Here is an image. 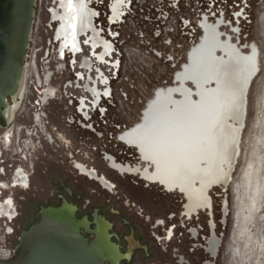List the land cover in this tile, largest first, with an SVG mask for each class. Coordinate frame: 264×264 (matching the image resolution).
Returning <instances> with one entry per match:
<instances>
[{
	"label": "rangeland",
	"instance_id": "374dc122",
	"mask_svg": "<svg viewBox=\"0 0 264 264\" xmlns=\"http://www.w3.org/2000/svg\"><path fill=\"white\" fill-rule=\"evenodd\" d=\"M162 1L168 8V22L160 20L157 16L158 10L152 9L153 7L149 4L148 11H145L147 6L143 7L145 9L138 8L135 16L127 18L118 31L120 33L119 49L122 55L125 56L122 58L121 55L119 77L111 83L112 99L102 101L103 111L107 110L105 120H113L117 122L118 126H127L121 129L118 134L139 123L143 112L153 101L158 91L175 86V83L171 82L172 79L174 80L175 75L181 72L183 66L187 64L189 54L201 42L204 35L200 27L203 20H200V32L197 33V36L201 33L200 40L193 44L184 56L190 43H186L187 46L183 48L181 47L185 37L181 34L182 31L179 30V18L189 16L192 21H195L196 12L194 13L192 9L188 10L184 0H182L183 5L178 11L172 8L174 7L173 0ZM222 1L223 3L219 0V3L226 6L228 12L224 18H221L224 20L221 35L231 36L233 44L241 49L243 54L247 52L250 45H255L258 50V70L246 92L244 123L237 142V153L229 184L224 190L212 188L208 191L207 195L211 200L212 216L207 212L210 216L207 218L209 222L213 221L214 226L217 225L216 234L221 240L215 264H250L245 260V255L250 254L252 258L253 253H251V250L247 251L245 249L242 240H238L237 231L240 216L245 211L243 207L247 199L243 181L245 172L250 163L252 166H256L257 159L264 158V145H262L264 138H261L260 133L262 132L260 128L263 126L264 115V0H246L247 2L245 0H234L237 5L238 3L242 5L239 8L233 7V11H239V13L243 11L244 16H247L245 20H235V18L230 17L232 11L229 8V2H233V0H226L228 1L227 5L224 4L226 3L225 0ZM103 2L105 3V0ZM127 3L128 1L125 5ZM52 4V0H36L23 94L18 101V106H22L24 101L26 102V96L37 95L33 88L37 72L41 74L46 71L53 75L48 87H54L57 90L56 96L46 97L52 106L55 132L58 139L53 146L52 157L55 161L54 170L57 183L64 182L73 193L72 197L67 198L66 202L75 207L76 212L91 220H93V217L104 218L109 226H112V233L119 236L118 240L113 239L111 242L120 247L121 253H128L129 243H126L124 238L134 239L139 249L134 251L131 262L122 261L120 264H175L172 257L175 253L170 255V248L167 253L163 252L161 246L167 250L166 244L161 242L159 246L152 239V234H160V227L154 228L153 221L160 219L165 222L167 214L170 217L176 215L178 218L174 223L177 225L176 240L181 241L183 244H191L189 236L194 237L191 234L192 229L199 231L202 238L208 237L206 234H211L206 216L203 214L204 212H201L198 216L186 221L180 216L182 213L180 207H176L177 203L179 205L182 203L180 195L175 194V192L167 195L161 190V187L140 181L138 179L139 175L134 177L121 175L110 168L109 165L128 164L134 166L140 163L134 148H132V151L119 144L118 141H113L114 133L117 130L116 124L115 126L110 123H107L106 126L100 124L99 127H95L98 133L96 136L90 131L76 127L75 124H67V119L72 116V113L69 111L68 97L65 95L64 86L68 83L70 73L67 72L66 61L60 62L55 58L56 54L50 43L53 27L49 24L48 12L53 7ZM217 21L218 19H214L211 23L214 22V25H216ZM232 25L234 26L233 30L231 29ZM139 26L144 28L142 32L139 31ZM231 31L234 32L230 33ZM168 38L172 41L176 40L180 47L168 46ZM172 53L181 58L175 68L166 61L168 60L167 56ZM107 62L109 63L108 66L111 67V61ZM108 66L104 64L103 70L108 72ZM187 86L191 88L189 84ZM48 90L52 92L51 89L47 88ZM92 120L100 122L97 112H95ZM102 134H106L104 136L106 138L101 137ZM103 150L117 158V161L115 162L114 159L109 158V164L104 162L102 160ZM70 151L74 156L71 160H77L78 158L82 163L95 168L99 172L108 171L110 177L116 178L115 183L118 186L121 199L125 201L128 199L137 207H124L122 201L117 199L118 196L107 194L95 183L79 177L69 162ZM122 165L119 167L120 169H124ZM260 171L264 177V162ZM262 180L261 197H263L264 192V179ZM56 189L57 193H60L58 188ZM224 203L226 205L225 215L228 213L227 216L222 212ZM55 205L56 207L60 206V201L56 200ZM135 211L140 213L141 216H137ZM260 223H257L259 232L264 238V216ZM182 226L191 228L183 230ZM161 237L162 235H160V239ZM172 241L173 244L171 243L168 246L171 249H177L180 246L179 241L174 239ZM262 243L264 250V239H262ZM263 250L260 264H264ZM200 260L202 261V258ZM185 261H188L187 258ZM193 264L198 263L194 261Z\"/></svg>",
	"mask_w": 264,
	"mask_h": 264
},
{
	"label": "bare ground",
	"instance_id": "6f19581e",
	"mask_svg": "<svg viewBox=\"0 0 264 264\" xmlns=\"http://www.w3.org/2000/svg\"><path fill=\"white\" fill-rule=\"evenodd\" d=\"M52 1L53 7L48 14L52 23L56 24L53 32L58 55L60 58L65 57L67 51L74 57L70 70H74L76 77L69 87L89 90L90 86L98 92L97 101H100L101 92L108 98L111 89L105 83L102 67L104 64L109 65L107 61H111V66L114 62L110 57L106 58L110 54L111 44L98 29L94 27L101 38L93 30L91 12L93 18L94 11L89 8V0ZM127 1L111 2V21L121 16ZM202 20L200 27L203 38L189 54L181 72L172 79L175 86L158 91L144 111L140 125L116 136L119 144L132 151V147L138 150L141 161L147 164L143 169L146 170L144 176L147 179L162 180L163 185L171 181L172 185L186 193L189 211H193V215L196 206L207 203L205 200L199 202V188L197 191L190 190L194 181L199 182L204 193L212 184H226L229 181L231 163L237 153V142L244 123L246 92L258 70V50L255 45H250L243 54L233 44L231 36L221 35L224 20L218 19L216 25L206 18ZM231 29H234L233 25ZM87 31V39L81 36L78 43V36ZM62 38L65 44L71 45L70 50L63 45ZM47 78L38 76L34 86H41L40 89L47 91V88L50 89L46 84ZM260 129L261 138H264V115ZM135 154L138 156L136 151ZM108 155L103 159L104 162L109 164V158L117 161L113 155ZM203 161L206 164L200 169L199 163ZM263 162L264 158H258L256 166L250 163L243 179L247 199L237 238L242 240L247 251L253 253L252 258L250 254L245 255V260L250 264H260L263 250L264 238L257 224L264 216V192L261 197L264 177L260 171ZM140 163L134 166L118 164L124 166L122 170L142 176L141 170L136 171ZM150 163L154 168V176L148 170Z\"/></svg>",
	"mask_w": 264,
	"mask_h": 264
},
{
	"label": "flooded vegetation",
	"instance_id": "af4514ba",
	"mask_svg": "<svg viewBox=\"0 0 264 264\" xmlns=\"http://www.w3.org/2000/svg\"><path fill=\"white\" fill-rule=\"evenodd\" d=\"M57 10L61 11L60 8ZM91 26L93 30L99 35V32L92 24V12ZM87 33L89 32L87 31L83 34L81 33L78 36V43L80 39L79 37H86ZM62 42L66 48L69 50L71 49V45L67 43L65 44L63 38ZM86 42L88 45H90L88 40H86ZM72 83H74V81L69 83L65 91L67 95L70 94V97L73 96L79 99L78 111L81 113L82 118L86 120L88 119V115L91 110L95 108L96 112H98V107L101 108V106H99L100 101H97L99 98L98 92L96 89H91L90 86L89 90L69 87ZM74 90H78L79 94ZM109 91L110 89L107 91L108 95ZM47 96H52V92H44L43 98H40L37 95L26 96L27 100L26 102L24 101L22 106H18V103L17 106L12 105L14 102L11 96H7L5 98L6 106L2 109V121L0 122V255L6 251H9L12 253L13 257L23 235L33 225L41 220L42 211L48 208H55L56 200L60 201L61 205L63 201H67V198L72 197L73 195L70 188L66 186L64 182L57 183L56 181V174L54 170L55 161L52 157V154L54 150L53 146L58 139L55 132L52 106L48 102V98H46ZM36 103H39V106H37L38 104ZM141 122L142 117L139 123L134 127H131L129 131L140 125ZM132 148H134L137 152L141 162L140 167L136 169V171L141 170L142 174V176L139 175L138 179L146 184L161 187V190L167 195H170L174 192L175 194L180 195L182 198V203H180V205L177 203L176 207H180L182 212L180 216L186 219V221H189L195 216H198L199 213L204 212L203 214L206 216L208 227L211 231L210 235L206 234L208 237L202 238L201 235H199V231L192 229L191 234L194 237L189 236V240L192 243L183 244L181 241L176 240L177 225L174 223L178 218L176 215H172L170 217L169 214H167L165 217V222L160 219L158 221H153V225H155L154 228L160 227V234L151 235L154 242L158 243L159 246L161 245V242L166 244L167 250L161 246L163 252L167 253L168 249L170 248V255L175 253L172 255L175 264H193L194 261H197L198 264H215V258L218 256L221 240L216 234L217 225L215 224L214 226L213 221L211 220L209 222V219L207 218L212 216L211 200L207 194L212 188H227L232 172L230 174L229 181L226 184L221 182L217 183V185L212 184L209 186V189L204 190L205 193L203 192V188H200L198 181L193 182V187H195V189L191 187L190 190L197 191L199 188V202L204 200L207 202L206 204L196 206L194 208L195 215H193V211H189L190 207L186 193H183L181 189H177V187L172 185L171 181H169L167 185H163V183H161L162 180L157 181L152 179V181L144 176V172H146V170L143 171V169H145L147 164L144 161H141V156L139 155L138 150L135 147ZM205 164L206 163L204 161L203 163L200 162L199 168L201 169V167H204ZM231 164L233 171L234 161ZM109 166L113 171L118 172L121 175L130 177L135 176V174L119 169L114 165ZM148 166V170L151 172V175L154 174V168H152V164L150 163ZM75 167L79 171L78 173L77 170H75L79 177L84 178L91 183H95L102 188V191L106 192L107 194L118 196L117 199L122 201V205L124 207H137L134 203H131L130 200L126 199L125 201L121 199V196H119L120 192L118 190V186L115 183L116 178H113L112 176L110 177L108 175V171V173L106 171L99 172L95 168L87 167L81 161H76ZM56 188H58L60 193H57ZM179 191H181V193H179ZM205 197H207V199H205ZM207 212H209L210 216L207 214ZM222 212L225 215V203L223 205ZM135 213L137 216H141L140 213L136 211ZM141 213H143V211H141ZM227 215L228 213L225 216ZM175 217L176 220L174 219ZM93 220L94 223L91 225H94L93 227L95 228L96 222L98 227L102 230L103 237L117 264H120L122 261L131 262L134 251L139 249V246L134 241V239L124 238V241L129 243V248L128 253L123 254L121 253L120 247L118 245L115 244L118 247L117 250L116 247L111 244L113 239H119L117 234L112 233V226L109 229V223H107L102 217H93ZM147 221L149 222V219ZM190 228L191 227L186 228V226H182L183 230H189ZM160 235H162L161 239ZM173 239L175 241H179L180 246H178L177 249H171V247L168 246L169 244L171 245ZM186 258L188 260L187 262L185 261ZM200 258H202V261ZM106 263L110 264L109 262Z\"/></svg>",
	"mask_w": 264,
	"mask_h": 264
},
{
	"label": "water",
	"instance_id": "95a60500",
	"mask_svg": "<svg viewBox=\"0 0 264 264\" xmlns=\"http://www.w3.org/2000/svg\"><path fill=\"white\" fill-rule=\"evenodd\" d=\"M35 6L36 0H0V122L5 98L17 106L22 95ZM41 216L13 257L0 255V264H117L96 222L94 228L71 204L63 201Z\"/></svg>",
	"mask_w": 264,
	"mask_h": 264
},
{
	"label": "built area",
	"instance_id": "2783aa9c",
	"mask_svg": "<svg viewBox=\"0 0 264 264\" xmlns=\"http://www.w3.org/2000/svg\"><path fill=\"white\" fill-rule=\"evenodd\" d=\"M185 1V5H187L188 10L192 9L193 12H196V20L192 21L189 16H182L181 18H179L180 20V27L179 30L182 31L181 34L185 37L184 42L181 43V47H185L187 46L186 43H190L189 46L187 47V50L184 53V56L186 54V52L188 51V49L195 44L197 41L200 40V35L197 36V33L200 32L199 30V23L200 20H202L203 18L208 19V21H213L214 19H221L224 18L226 16V13L228 12L226 10V6H222L219 3V0H184ZM226 1V0H225ZM236 1V0H235ZM238 1V0H237ZM111 2H114V0H105V3L103 2V0H89V8L92 9L94 11V16L92 18V24L94 25V27L96 29H98L101 33V35L103 37L108 38V42L111 44V49H110V54L106 56V58L110 57V60H113L114 62L112 63L111 69H109L108 72H106L105 70H102L104 72L103 76H105L106 74V85L109 86L111 88V83L112 81L117 80L118 73L120 71V59H121V50L119 49V43H120V33L118 32L120 29V26L123 25L126 21L127 18L135 16V12L137 11L138 8H143L145 6V11L147 10V8L149 9L150 6H152V9H157V16H159L160 20H165V21H169V14H168V8L165 6L164 2L162 0H128V3L123 7V10L121 11V16L119 18H116L115 20L111 21L110 17H111V11H110V4ZM228 1H226V3H224L225 5H227ZM245 2H247L245 0ZM221 3H223V1L221 0ZM150 4V6H149ZM173 5L174 7H172L173 9H175L176 11H178L179 8H181V6L183 5L182 0H173ZM242 4L235 3L234 0L233 2L230 1L229 2V8L232 11V13H230V17L235 18V20H245L247 19V16H244V13L242 11V13H239V11H233V7L235 8H239ZM179 6V7H178ZM151 9V10H152ZM242 10V9H241ZM148 11V10H147ZM50 13V12H48ZM165 17H163V16ZM50 26H52V38H51V46L56 54L55 58L57 59V61L63 62L66 61L67 63V72L70 73L69 74V78H68V83L65 84V89L66 87L69 85L70 82L74 81V78L76 77V74L73 73L74 70H70L71 68V62H73V55H70L67 53L66 51V55L65 57H61L58 55V51H57V45L54 41V29L56 28V24L50 19L49 22ZM139 31L142 32L144 30V28L139 26ZM143 29V30H142ZM175 31H177L175 29ZM169 40V44L168 46H179V44L175 41H172V39L168 38ZM122 42V41H121ZM180 47V46H179ZM171 55V57H170ZM169 56H167L168 60L167 63L171 64L172 67H176L177 63L179 61H181V58L175 54H170ZM125 55H122V58ZM46 57H48V55H46ZM114 64L116 66H114ZM112 70V71H111ZM40 78H44L45 76H48L47 78V85L49 84L51 77L53 76L52 74H49L48 72H44V73H39L37 72L35 75V84L37 83L36 79L37 77ZM45 86V85H44ZM41 86H39L38 88H36L35 86L33 87L35 90V93L37 94V96H39L40 98H43L44 92H46L45 89H40ZM46 87V86H45ZM103 88V87H102ZM52 90V96L51 97H55L56 96V91L55 88H50ZM49 91V90H48ZM75 92L79 91L74 90ZM65 95L68 97V105H69V111L70 113H72V116L69 117L67 119V124L68 125H74L76 127H79L85 131H90L92 132L95 136L98 134L97 133V129L95 127H99L100 124H104L105 126L107 125V123H110L112 126H115L116 124V133H114V139L113 141H116V136H118V132L121 129L126 128L127 126H118L117 122L113 121V120H105L106 119V113L107 110L103 111L102 107H103V102L102 100H109L112 99V89L110 92V96L107 98L103 95V92H101V96H100V102H99V106L98 107V114H99V118H100V122L98 121H93L92 117L94 116L96 109L94 108L93 110L90 111L89 115H88V119L84 120L81 116V113L78 111V103H79V99L76 97L71 96L70 94L67 95L66 91L64 90ZM48 97V96H47ZM37 106H39V103ZM140 113H142V111H140ZM106 134H102L101 137H104ZM109 156L108 153L106 151L103 150L102 152V159H105V157ZM69 162L72 166V168L74 170H77V172L79 173L78 169H76L75 167V163L76 161L80 162V160L77 158L74 160H71L72 158H74V156L72 155V152H69ZM84 164V163H83ZM86 165V164H85ZM87 166V165H86ZM88 167V166H87ZM173 231V230H171ZM174 232V231H173ZM209 240V239H208ZM208 243V242H207ZM1 256H3L6 259H10L12 256V253H10L9 251H6L4 253L1 254Z\"/></svg>",
	"mask_w": 264,
	"mask_h": 264
},
{
	"label": "clouds",
	"instance_id": "9594fccd",
	"mask_svg": "<svg viewBox=\"0 0 264 264\" xmlns=\"http://www.w3.org/2000/svg\"><path fill=\"white\" fill-rule=\"evenodd\" d=\"M240 36V35H239ZM251 82V81H250ZM250 84V83H249Z\"/></svg>",
	"mask_w": 264,
	"mask_h": 264
},
{
	"label": "snow or ice",
	"instance_id": "6c2138e0",
	"mask_svg": "<svg viewBox=\"0 0 264 264\" xmlns=\"http://www.w3.org/2000/svg\"><path fill=\"white\" fill-rule=\"evenodd\" d=\"M235 87V86H234Z\"/></svg>",
	"mask_w": 264,
	"mask_h": 264
}]
</instances>
